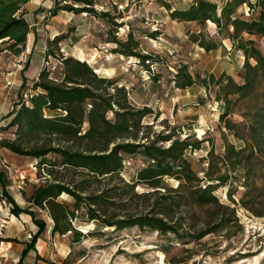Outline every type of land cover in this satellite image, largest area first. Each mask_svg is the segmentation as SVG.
Wrapping results in <instances>:
<instances>
[{
  "label": "trees",
  "instance_id": "16d2710c",
  "mask_svg": "<svg viewBox=\"0 0 264 264\" xmlns=\"http://www.w3.org/2000/svg\"><path fill=\"white\" fill-rule=\"evenodd\" d=\"M30 2L0 0V53L9 51L20 56L26 50L31 33L26 17ZM164 6L172 20L196 22L202 28L198 34H191V39L205 51L223 47L222 40L205 31L212 22L219 33H224V39L244 54L238 80L222 74L201 81L209 92L215 88V101L222 105L220 122L243 145L225 138L223 154L212 145L207 167L197 172L187 152L201 149L206 140L194 135L181 138L178 128L151 134L153 125H146L145 119L154 114L152 108L134 105L125 85L99 76L87 61L52 50L65 36L48 40L37 80L29 88L23 80L21 88L28 91V97L8 114L6 127L14 128L16 137L0 142L14 154L37 160L39 178H43V183L34 186L26 200L29 206L24 208L10 194L7 176L0 170L2 195L11 206V214H27L38 227L19 264H24L31 251L40 257L36 246L48 224L38 218L35 208L48 211L53 235L72 234L76 243L87 237L76 225L78 221L97 222L114 231L137 227L199 241L238 224L239 207L264 217V49L255 39L245 37L264 39V0H194L183 9H172L168 2ZM243 6L254 13L251 18L239 14ZM61 11L106 19L109 31L104 42L115 45L112 54L137 58L146 67L154 60L139 50L140 43L132 31L126 39L118 37L119 29L126 24L117 20L124 17L98 12L96 0H55L50 15L56 17ZM52 59L56 65L50 66ZM196 82L187 66L177 70V88L187 89ZM242 103L253 107L244 114V128L240 129L231 115ZM158 118L156 115L155 120ZM133 157H139L142 165L129 182L124 172ZM168 180H175L177 186ZM221 189L227 190L230 203L217 195ZM240 189L243 192L237 199ZM63 195L71 202H60ZM4 241L0 236V244Z\"/></svg>",
  "mask_w": 264,
  "mask_h": 264
},
{
  "label": "rangeland",
  "instance_id": "374dc122",
  "mask_svg": "<svg viewBox=\"0 0 264 264\" xmlns=\"http://www.w3.org/2000/svg\"><path fill=\"white\" fill-rule=\"evenodd\" d=\"M192 1L96 0L98 12H111L114 16L124 17L117 20L126 24L117 35L126 39L129 31L134 33L140 43L139 50L153 56L154 60L147 64L148 67L137 58L111 53L115 45L104 42L109 31L106 19L68 11H61L57 18L50 13L42 19L36 18L33 21L37 24L34 28L41 29L34 30L35 36L41 39L36 48L32 33L26 50L20 56L9 51L0 53V142L16 137L15 129L6 126L9 112L19 105L28 92L21 88L19 82L22 77L32 81L41 64H44V40L63 35L66 39L58 46L53 45L52 50L87 61L95 70H99L96 71L99 76L117 79L120 85H125L134 105L153 109L154 114L145 119L146 125H153L151 134L178 128L181 138L194 135L199 140H206L201 149L187 152V158L197 172L207 167V156L212 145L218 154L224 153L226 139L242 146L243 143L220 122L222 105L215 101V88L212 87L209 92L201 81L210 75L218 78L222 74L238 80L237 74L245 62L244 54L236 51L231 41L224 39V33H219L212 22H208L205 31L217 40H222L223 47L211 52L205 51L191 39V34H198L202 28L196 22L172 20L169 9L164 6L168 2L172 9H183ZM35 8V5L27 7L31 20ZM239 14L251 18L254 13L248 6H243ZM47 25L51 26L50 29ZM152 34L157 35L153 37ZM245 37L255 39L259 47L264 49V39L248 35ZM53 65H56L54 59L50 63V66ZM182 66H187L197 80L187 89H179L175 85V74ZM29 87L30 84L27 85ZM252 107L251 104L242 103L231 115V120L240 129L244 128V114ZM156 115L159 116L158 120H155ZM128 162L130 166L124 172V178L130 182L142 165V160L133 157ZM0 170L7 176L10 194L22 207H28L26 200L34 186L43 183V178H39L41 170L38 161L14 154L0 145ZM168 182L177 186L175 180ZM240 190L237 199L243 192V189ZM139 191H144V188H139ZM2 193L0 185V236L6 240L0 244V264H19L26 244L38 228L30 216L12 215L11 206ZM217 195L221 201L230 203L226 189L219 190ZM59 201L70 203L71 199L63 195ZM34 210L38 218L47 221L48 229L36 246L40 257L37 258L36 252L31 251L24 264H264V217H257L240 207L238 224H232L227 230L210 234L199 241L181 240L173 235L163 236L156 231L137 227L114 231L97 222L78 221L76 225L87 235L79 243L74 241L72 234L53 235V220L48 211L38 208Z\"/></svg>",
  "mask_w": 264,
  "mask_h": 264
},
{
  "label": "crops",
  "instance_id": "0c3cea01",
  "mask_svg": "<svg viewBox=\"0 0 264 264\" xmlns=\"http://www.w3.org/2000/svg\"><path fill=\"white\" fill-rule=\"evenodd\" d=\"M126 1H128V0H126ZM55 4V0H31V2L27 5V7L29 8V7H31L32 5H35L36 6V8H35V10H34V18H32V20L30 19V17H29V14H27L26 15V17H27V20H28V22L30 23V26H31V33H30V35L33 33V35H34V40H33V42H34V45H35V48L38 46V44H40V41H41V39H40V37L39 36H35V32H34V30H41V29H38V28H34L37 24L35 23V22H33V21H35V19L36 18H43V17H45V15L47 14V13H49L50 12V10L54 7L53 5ZM114 4H116V2H114ZM60 16V15H59ZM58 17V16H57ZM57 17H55V18H57ZM92 17L93 18H96V17H94L93 15H92ZM47 27H48V29H50V25H47ZM91 29V28H90ZM52 30H55L54 28H52ZM29 35V36H30ZM39 35V34H38ZM28 43V42H27ZM46 48H47V40H44V46H43V49H44V51H46ZM42 66H43V64H41V66H40V68H39V71H38V73H37V75L35 76V78L34 79H32V81H27V85H29L30 84V87L33 85V83L37 80V78H38V75H39V72L41 71V68H42ZM97 72H99V70L97 69ZM22 74H23V72H22ZM23 80H24V78L22 77V81L21 82H19V85L20 84H22L23 83ZM0 125H1V123H0ZM17 201V200H16ZM19 203V202H18ZM21 206V205H20ZM22 207V206H21ZM23 215V214H22ZM24 215H27V214H24ZM27 216H29V215H27ZM30 218H31V216H30ZM32 219V218H31ZM33 222V221H32ZM35 225V224H34ZM36 226V225H35ZM37 227V226H36ZM38 228V227H37ZM38 231V230H37ZM36 231V232H37ZM35 232V233H36Z\"/></svg>",
  "mask_w": 264,
  "mask_h": 264
},
{
  "label": "built area",
  "instance_id": "2783aa9c",
  "mask_svg": "<svg viewBox=\"0 0 264 264\" xmlns=\"http://www.w3.org/2000/svg\"><path fill=\"white\" fill-rule=\"evenodd\" d=\"M26 97H28V95H26ZM8 168V167H7Z\"/></svg>",
  "mask_w": 264,
  "mask_h": 264
}]
</instances>
